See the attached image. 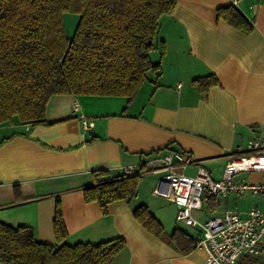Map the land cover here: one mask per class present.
Here are the masks:
<instances>
[{
  "label": "crops",
  "instance_id": "0c3cea01",
  "mask_svg": "<svg viewBox=\"0 0 264 264\" xmlns=\"http://www.w3.org/2000/svg\"><path fill=\"white\" fill-rule=\"evenodd\" d=\"M230 5L232 0H176L161 19L150 53L160 68L147 72L134 97L58 94L47 102L46 123L26 125L15 116L1 122L0 221L30 226L36 239L56 243L53 220L59 202L65 242L125 240L110 264H202L203 248L183 252L167 238L178 228L195 239L199 230L185 223L186 229L169 225L167 214L176 219L177 206L155 193L166 172L157 163L143 173L135 198L113 201L105 213L97 202L85 200L83 189L98 171L117 177L123 166L144 168L169 150L197 160L176 164L175 173L194 176L202 166L218 179L238 145L264 136V0L234 5L252 24L247 32L218 14ZM210 75L218 82L204 90L196 79L208 81ZM80 114L94 125L84 130ZM214 165L220 167L215 176ZM248 180H264V173L249 172ZM143 187L146 199L140 195ZM229 194L204 199L193 217L205 221L227 210L246 216L251 207L264 208V198L239 205L230 203ZM140 204L160 221L164 237L135 218ZM239 264H264V258L243 257Z\"/></svg>",
  "mask_w": 264,
  "mask_h": 264
},
{
  "label": "trees",
  "instance_id": "16d2710c",
  "mask_svg": "<svg viewBox=\"0 0 264 264\" xmlns=\"http://www.w3.org/2000/svg\"><path fill=\"white\" fill-rule=\"evenodd\" d=\"M175 5L176 0H0V123L14 116L26 125L46 123L47 102L58 94L134 97L147 72L160 68L150 53L162 17ZM67 11L79 15L71 37L62 19ZM218 14L242 31L252 29L234 5L219 8ZM208 77L196 79L204 90L218 82ZM142 175L109 177L98 171L84 187V198L105 213L109 203L137 196ZM133 214L148 231L165 236L146 205ZM53 229L56 243L36 239L30 226L0 221V264H110L125 246L122 237L65 242L59 202ZM167 238L183 252L193 248V237L178 228Z\"/></svg>",
  "mask_w": 264,
  "mask_h": 264
},
{
  "label": "built area",
  "instance_id": "2783aa9c",
  "mask_svg": "<svg viewBox=\"0 0 264 264\" xmlns=\"http://www.w3.org/2000/svg\"><path fill=\"white\" fill-rule=\"evenodd\" d=\"M237 2L232 0L234 5ZM78 107V101L74 100L72 110L76 111ZM79 120L84 130L94 125L84 114L79 115ZM236 149V155L225 164L218 179L202 166L197 168L194 176L172 171L176 164L186 166L197 163L191 154L175 150L150 161L141 170L131 165L122 167L124 173H144L157 163L166 171L158 179L155 193L174 201L178 221L199 230L193 246L206 251L202 264H239L243 257L264 258V208L251 207L246 216L236 210H227L205 221L192 215V210L201 209L203 200L208 197L225 196L231 192L242 194L245 191L264 194V180L245 181L235 177L241 172L264 173V136H254Z\"/></svg>",
  "mask_w": 264,
  "mask_h": 264
},
{
  "label": "rangeland",
  "instance_id": "374dc122",
  "mask_svg": "<svg viewBox=\"0 0 264 264\" xmlns=\"http://www.w3.org/2000/svg\"><path fill=\"white\" fill-rule=\"evenodd\" d=\"M62 19H63V24H64L66 35L68 37H71L73 35L75 28H76V25L78 23L79 15L75 12L67 11V12L63 13ZM211 169H212L213 176H215L219 172L220 167L219 166L217 167L214 165L213 167H211ZM222 169H224V168H222ZM248 175H249V172H241V173L237 174L235 177L237 180L239 179V180L249 181ZM140 195H141L142 199L147 198V192L144 189V187H143ZM260 198H264V196H262L261 193L260 194H253L250 191H245L242 194L230 193L228 195V200L230 201V203H232V204H235V203L238 204L239 203V205H242L245 200L248 204L255 205V204L259 203V201L261 200ZM218 199H221V198L218 197ZM160 202L162 203L165 201L161 200ZM168 215L169 214H167V219H168L169 225H172L171 227H173V225H176L178 227H182L185 229L187 228V226H185L182 221H178L177 219H175L174 215L170 214L169 218H168ZM189 233L192 234L191 232H189Z\"/></svg>",
  "mask_w": 264,
  "mask_h": 264
}]
</instances>
